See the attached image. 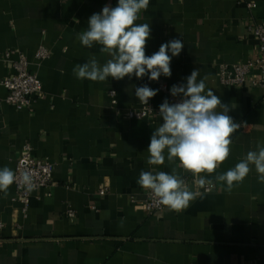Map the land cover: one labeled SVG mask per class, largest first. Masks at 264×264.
<instances>
[{
    "label": "crops",
    "instance_id": "obj_1",
    "mask_svg": "<svg viewBox=\"0 0 264 264\" xmlns=\"http://www.w3.org/2000/svg\"><path fill=\"white\" fill-rule=\"evenodd\" d=\"M252 1L249 9L247 0H149L136 22L151 28L146 55L173 39L184 43L172 57L171 77L93 82L77 79L74 66L109 57L98 45L82 46L77 35L93 13L118 0H0V81L11 73L3 53L19 51L43 90L30 109H17L3 100L0 85V168L14 170L25 144L54 165L52 185L33 193L25 212L13 184L7 197L0 192V264H264V183L254 168L231 191L215 182L264 144V86L218 81L220 64L244 63L258 53L249 27L264 22V0ZM39 46L49 51L40 62ZM194 69L198 79L207 77L206 89L231 106L229 115L240 126L229 157L214 173L201 174L213 180V191L199 189L179 212L148 213L139 173H170L177 163L149 166L147 148L162 118L133 120L126 112L139 105L137 87L157 90L164 83L170 90L186 84ZM249 78L259 79L257 69ZM109 89L116 91L115 106ZM167 98L158 91L151 104L157 109ZM178 171L196 191L194 177Z\"/></svg>",
    "mask_w": 264,
    "mask_h": 264
},
{
    "label": "clouds",
    "instance_id": "obj_2",
    "mask_svg": "<svg viewBox=\"0 0 264 264\" xmlns=\"http://www.w3.org/2000/svg\"><path fill=\"white\" fill-rule=\"evenodd\" d=\"M149 0H118L115 7L105 5L99 13H93L87 21V29L78 33L82 46L99 51L109 58L101 64L95 56L83 64H77L73 73L77 79L104 82L109 77L122 80L126 76L157 81L161 75L171 77L172 57L180 55L184 43L173 39L161 44L159 50L147 56L145 49L150 38L149 23H136L142 11L147 10ZM171 53V55H169ZM199 69L186 77V84L173 85L171 96L178 102L165 99L159 106L161 123L153 131L147 148L149 166L164 165L165 160L177 163L171 172L141 171L137 184L148 191L155 202L170 211L179 212L200 195L199 189L213 183L201 174H212L230 155L232 135L239 128L229 115L231 106L221 102L211 89H206L207 77L198 79ZM148 85L135 89V96L147 104L157 95ZM179 169L194 177L196 191L190 189ZM257 181L264 183V144L258 143L233 167L215 177V182L232 188L253 170ZM17 180L16 172L8 166L0 168V192L5 197ZM21 182L30 191L34 187L32 177L25 171Z\"/></svg>",
    "mask_w": 264,
    "mask_h": 264
},
{
    "label": "built area",
    "instance_id": "obj_3",
    "mask_svg": "<svg viewBox=\"0 0 264 264\" xmlns=\"http://www.w3.org/2000/svg\"><path fill=\"white\" fill-rule=\"evenodd\" d=\"M246 5L249 9L255 7L252 0H247ZM249 31L258 41V53L253 60L244 63H222L218 68V81L224 86H241L249 83L252 86H264V22H258L249 27ZM49 57V51L44 46H39L35 52V59L40 62ZM3 60L9 63L11 73L3 80L0 85L5 89L6 95L4 101L17 109H30L34 96L43 95L42 84L35 73L29 71V62L25 55L19 51L8 50L2 55ZM257 69L259 79H250V70ZM158 90L167 93V99L170 103L178 102L179 97L171 96L170 90L166 84L158 85ZM110 104H117L116 91L108 90ZM159 108H154L151 99L147 104L139 101L138 107L131 108L126 112V117L133 120L149 119L158 116ZM53 163L48 159L36 158L32 154V149L28 144L23 146V152L15 163L14 171L17 180L13 183L15 187V200L21 204L22 211L28 208L30 198L33 193L42 189H48L52 185ZM27 171L32 177L34 187L28 190L21 182V175ZM189 186L190 181L184 179ZM215 189V184L205 186L201 190L209 193ZM105 193V189L99 191L100 195ZM143 206L148 213L160 211L166 207L158 205L148 191L145 192ZM72 215V211H68Z\"/></svg>",
    "mask_w": 264,
    "mask_h": 264
}]
</instances>
